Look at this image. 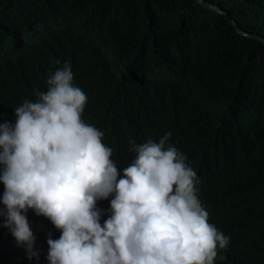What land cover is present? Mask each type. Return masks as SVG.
Here are the masks:
<instances>
[{
  "label": "trees",
  "instance_id": "trees-1",
  "mask_svg": "<svg viewBox=\"0 0 264 264\" xmlns=\"http://www.w3.org/2000/svg\"><path fill=\"white\" fill-rule=\"evenodd\" d=\"M65 62L117 167L133 144L171 132L210 223L230 237L214 264H264V0H0V123L15 124ZM111 198L97 205L102 226ZM27 218L38 258L0 216V264H49L48 234L61 233Z\"/></svg>",
  "mask_w": 264,
  "mask_h": 264
},
{
  "label": "clouds",
  "instance_id": "clouds-1",
  "mask_svg": "<svg viewBox=\"0 0 264 264\" xmlns=\"http://www.w3.org/2000/svg\"><path fill=\"white\" fill-rule=\"evenodd\" d=\"M59 64L60 61H55ZM70 62L14 110L15 124L0 123V203L3 227L28 258L36 236L27 213L60 231L48 234L49 264H214L230 237L210 223L199 196L200 179L187 156L170 143L133 144L122 171L105 133L87 123L88 96L74 82ZM110 200V215L98 202Z\"/></svg>",
  "mask_w": 264,
  "mask_h": 264
},
{
  "label": "water",
  "instance_id": "water-1",
  "mask_svg": "<svg viewBox=\"0 0 264 264\" xmlns=\"http://www.w3.org/2000/svg\"><path fill=\"white\" fill-rule=\"evenodd\" d=\"M203 5H205V6H209V5H207L204 1H203Z\"/></svg>",
  "mask_w": 264,
  "mask_h": 264
}]
</instances>
